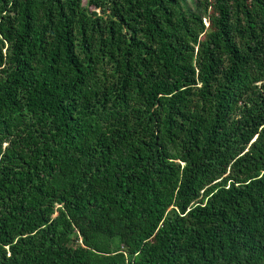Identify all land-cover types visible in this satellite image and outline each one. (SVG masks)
Here are the masks:
<instances>
[{
	"label": "trees",
	"instance_id": "16d2710c",
	"mask_svg": "<svg viewBox=\"0 0 264 264\" xmlns=\"http://www.w3.org/2000/svg\"><path fill=\"white\" fill-rule=\"evenodd\" d=\"M0 0V264H264V0Z\"/></svg>",
	"mask_w": 264,
	"mask_h": 264
},
{
	"label": "rangeland",
	"instance_id": "374dc122",
	"mask_svg": "<svg viewBox=\"0 0 264 264\" xmlns=\"http://www.w3.org/2000/svg\"><path fill=\"white\" fill-rule=\"evenodd\" d=\"M183 7L182 9L192 11L195 8V2L193 0H182Z\"/></svg>",
	"mask_w": 264,
	"mask_h": 264
}]
</instances>
